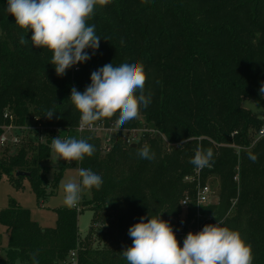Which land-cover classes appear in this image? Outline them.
<instances>
[{
  "label": "trees",
  "instance_id": "16d2710c",
  "mask_svg": "<svg viewBox=\"0 0 264 264\" xmlns=\"http://www.w3.org/2000/svg\"><path fill=\"white\" fill-rule=\"evenodd\" d=\"M6 7L7 0H0V133L9 122L5 112L17 125L32 114L44 127L45 140L38 141L34 131L12 151L10 145L0 146V178L28 177L37 201L51 193L47 188H54L67 167L90 168L103 183L86 189L89 198L82 205L90 206L92 218L82 238L76 207L55 208L53 227L39 226L16 203L1 210L7 247L0 264H33L34 253L39 264H127L121 251L132 244L129 227L142 216L161 213L180 246L187 235H181L184 228L199 232L217 219L251 245L253 264H264V136L251 144L252 131L263 123L257 112L242 105L245 100L258 106L264 102L259 94L264 83V0H111L97 5L88 23L95 25L100 46L95 54L86 49L91 59L63 77L55 73L52 53L32 46L31 30L16 26ZM21 35L27 45L19 43ZM128 57L145 65V93H152V102L141 108L139 119L122 127L145 125L157 133L143 132L132 146L116 132L112 145L102 149L98 134L75 130L80 113L69 99L71 88L83 92L93 71L108 63L119 66ZM53 108L56 113L47 119L46 111ZM57 135L87 139L96 151L82 162L60 159L50 182L46 163L51 138ZM145 144L154 160L137 155ZM197 145L214 152L212 167L200 170V183L216 176L219 188L216 202L201 206L195 202V182L183 179L195 169L190 159ZM233 145L240 146L238 151ZM249 152L257 155L256 162ZM185 195L189 223L179 232ZM95 224L100 227L93 237ZM94 241L100 245L93 246Z\"/></svg>",
  "mask_w": 264,
  "mask_h": 264
},
{
  "label": "clouds",
  "instance_id": "9594fccd",
  "mask_svg": "<svg viewBox=\"0 0 264 264\" xmlns=\"http://www.w3.org/2000/svg\"><path fill=\"white\" fill-rule=\"evenodd\" d=\"M110 2L7 0L5 11L14 16L15 25L24 32L31 30L32 46L52 53L51 64L55 73L63 77L66 70L91 59L86 49H92L95 54L99 48L101 37L96 34L95 25H90L88 21L93 18L97 5L103 7ZM19 43L27 45L29 40L21 35ZM147 79L145 65L139 60L133 61L132 57L119 66L108 63L93 71L91 83L83 92L75 86L71 88L69 99L80 113L79 129H91L97 122L111 120L115 116L113 128L117 132L125 123L139 119L141 108H147L152 102V93H145ZM259 94L264 98V83L259 88ZM55 113V108L49 109L44 116L52 119ZM187 142L188 139L182 145ZM50 150L56 160L76 163L82 162L85 156L91 157L96 151L87 139H62L59 135L51 138ZM137 155L141 159H155V153L147 144L137 149ZM213 157L212 148L197 145L190 163L199 170L211 168ZM248 157L253 162L258 159L251 152ZM77 174L79 180L71 178L61 182L63 203L68 208L78 205L85 189H99L103 183L102 176L90 168H79ZM161 214H148L150 218L142 216L139 222L129 227L132 244L121 251L127 264H253L251 245L245 242L238 230L222 226L223 221L216 219L215 224H205L199 232L189 231L181 247L173 227L161 218ZM32 261L39 264L35 253L32 254Z\"/></svg>",
  "mask_w": 264,
  "mask_h": 264
},
{
  "label": "rangeland",
  "instance_id": "374dc122",
  "mask_svg": "<svg viewBox=\"0 0 264 264\" xmlns=\"http://www.w3.org/2000/svg\"><path fill=\"white\" fill-rule=\"evenodd\" d=\"M242 105L247 109H251L252 111L257 112L258 115L260 113H264V102L262 105L258 106L255 102L251 100H245L243 101ZM27 118L28 119L26 120L24 125H22V127L19 129V132L29 131L27 126H31L33 124V120L31 119L32 114H29ZM15 126H19V125L16 124ZM24 126L27 128H25ZM13 132L15 131L13 130ZM253 132L254 131H252L251 133L252 135ZM99 135H102V133ZM20 136L22 138V136H25V133H22ZM257 139L258 138H256L253 135L251 144H253ZM15 144H9L11 151L12 149L16 148ZM236 150L238 151V149ZM59 161L60 159L56 160L55 154L51 152L49 156V160L46 163V165L49 168L47 172V177L50 182L54 177V174L57 172ZM77 170L78 169L74 167L64 168L54 188L52 187L51 190L50 187L47 188V191L51 193L39 199V201L36 200L35 193L33 192L30 186L28 177L23 176L17 178L16 176H14L11 179H8L7 177L2 176L0 178V212L4 208L8 207L9 204L16 203L20 207L26 209L29 213L30 219L35 221L39 226L53 227L56 219V213L54 209L57 207L65 206L63 203V190L61 187V182H66L71 178H76L77 180H79ZM206 183L210 186V188L213 191V196L211 198L210 203H214L217 200V192L219 189L218 178L216 176H209L206 179ZM88 198H89V192L86 191L85 189L81 195L80 202L76 206L77 210L80 209V211L77 214V227L79 230V236L81 238L87 235L88 233L87 230L91 223V218H92V211L88 209V207L90 208V206L88 204L82 205V201L87 200ZM197 215L201 216L199 213H197ZM185 217H186L185 206H181V212L178 218L180 220H183L185 225L186 224L188 225L189 222H187ZM201 217H204V215ZM205 219L207 218L205 217ZM99 225L100 224L94 225L93 233H92L93 237H95V232L100 227ZM182 228L183 227H181V225H178L179 232H181ZM189 229L190 228H184L182 234L181 233L179 234L186 235V232L188 233L189 231L192 232L193 230H196V228H192L190 230ZM99 245L100 244L97 241H94L93 246H99ZM6 247H7V233L5 231V228L0 224V257H4V249ZM14 264H21V263L19 261H15Z\"/></svg>",
  "mask_w": 264,
  "mask_h": 264
},
{
  "label": "built area",
  "instance_id": "2783aa9c",
  "mask_svg": "<svg viewBox=\"0 0 264 264\" xmlns=\"http://www.w3.org/2000/svg\"><path fill=\"white\" fill-rule=\"evenodd\" d=\"M4 117L8 118V123L1 125V133H0V146H5L9 144H17L19 143L21 139V134L23 132H19V129L22 127V125L15 126L16 124L13 123V118L8 112H5L3 114ZM259 118L262 120V126L253 132V135L256 138H259L261 136H264V113L259 114ZM33 124L31 126H27L29 131H24V133H33L34 131H37L38 135V141L43 142L44 133L42 130H44V127L40 124V122L37 120L36 117H33ZM79 120L77 125L75 126V130L77 133L81 134L83 132H93L96 134H101L99 135L101 137V147L102 149H108L116 136V132L113 128V123H110V125H105L104 121L102 122H97V124L91 128V129H85V130H80L79 127ZM25 127V126H24ZM25 127V128H27ZM13 130L15 132H13ZM22 131V130H21ZM119 136L121 137L122 141L126 145H132L136 144L137 142L141 141L142 139V134L143 132H153L157 133V130L155 128H148L145 125L142 126H137V127H131V128H126L122 127L120 130L117 131ZM236 131L232 132L235 133ZM252 135V136H253ZM45 140V139H44ZM234 146V145H233ZM235 149H239L240 146H234ZM199 175H200V170L199 169H194L192 174H187L184 176V180L187 182H195V202L196 204H208L211 202V198L213 196V191L210 188V186L205 182L203 184L200 183L199 181ZM188 201L187 196L185 195L181 200L180 203L182 206H185V203ZM184 226V221H181V227ZM193 233L198 232L197 230H193ZM187 234V233H186ZM70 258L73 263V258H74V252H70Z\"/></svg>",
  "mask_w": 264,
  "mask_h": 264
},
{
  "label": "water",
  "instance_id": "95a60500",
  "mask_svg": "<svg viewBox=\"0 0 264 264\" xmlns=\"http://www.w3.org/2000/svg\"><path fill=\"white\" fill-rule=\"evenodd\" d=\"M132 146H134V144H132ZM24 172H22V171H17L16 172V175H18V174H23Z\"/></svg>",
  "mask_w": 264,
  "mask_h": 264
},
{
  "label": "crops",
  "instance_id": "0c3cea01",
  "mask_svg": "<svg viewBox=\"0 0 264 264\" xmlns=\"http://www.w3.org/2000/svg\"><path fill=\"white\" fill-rule=\"evenodd\" d=\"M78 232H79V230H78Z\"/></svg>",
  "mask_w": 264,
  "mask_h": 264
}]
</instances>
